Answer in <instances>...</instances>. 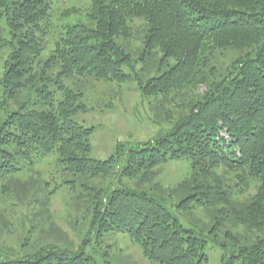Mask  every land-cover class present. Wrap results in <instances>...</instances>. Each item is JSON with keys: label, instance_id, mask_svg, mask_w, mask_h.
I'll return each mask as SVG.
<instances>
[{"label": "trees", "instance_id": "obj_1", "mask_svg": "<svg viewBox=\"0 0 264 264\" xmlns=\"http://www.w3.org/2000/svg\"><path fill=\"white\" fill-rule=\"evenodd\" d=\"M57 4L0 0L13 38L2 80L6 98L17 100L26 89L37 98L34 107L20 104L0 122V192L15 185L18 192L22 167L55 154L63 171L99 180L84 184L79 197L92 219L78 247L48 243L17 259L0 254V264H112L85 250L112 230L128 232L142 254L160 264H208L206 245L220 243L227 223L245 231L224 230L222 244L233 253L223 264H264L258 235L264 234V0H92L85 19L62 27ZM81 12L71 7L60 16ZM138 19L145 27L142 47L128 49L138 39ZM49 43L53 48L43 58ZM69 77L118 85L136 80L158 110L167 104L173 125L138 147L119 145L123 160L92 158L95 128L74 119L90 107L81 88L62 82ZM181 158L191 168L172 190L181 199L177 207L222 205L208 238L186 228L164 199L123 182L140 175L148 180L159 166ZM255 180L261 182L249 198L231 197L233 187L244 194ZM27 239L17 237L22 246Z\"/></svg>", "mask_w": 264, "mask_h": 264}, {"label": "rangeland", "instance_id": "obj_2", "mask_svg": "<svg viewBox=\"0 0 264 264\" xmlns=\"http://www.w3.org/2000/svg\"><path fill=\"white\" fill-rule=\"evenodd\" d=\"M92 0H57L59 7L58 25L60 27L75 24L79 19H85ZM71 7H79L81 14L60 16L61 11ZM138 39L130 42V48L142 47V39L145 34L144 22L137 20ZM12 33L6 14L0 16V122L8 114L16 110L20 104L36 103L31 90H23L17 100L6 98L4 84L2 83L6 63L12 52ZM50 42L52 39L50 38ZM53 48L49 43L43 52V58H47ZM142 62L137 63V69L142 73ZM154 68V67H153ZM168 69L162 66V71ZM161 71V72H162ZM159 72L157 73V75ZM142 78H146L141 74ZM79 78H64L63 83L72 88H81L84 92V101L90 107L89 111H80L74 119L82 125L94 127L92 136L91 157L107 160L117 157L123 160L125 154L119 153V145L124 150L138 147L141 143L161 137L173 125L167 118L166 104L161 110L155 106L154 99L142 96L138 82L131 80L118 85L114 82L84 80ZM59 83L54 85V88ZM205 87L201 89L204 91ZM38 106V104H36ZM33 106V105H32ZM35 106V107H37ZM34 107V106H33ZM39 107V106H38ZM25 163L23 160L22 165ZM56 155L51 154L41 160L34 168L22 167L17 174L21 187L15 192L13 187L10 192H0V246L4 257L17 259L20 255L33 252L48 243L66 247H78L87 236L92 216L85 208L80 207L84 199H79L84 184H92L99 180L80 178L71 172L63 171L57 164ZM191 161L188 158L173 159L158 167L156 174L150 175L145 181H140L142 175L135 179L123 178L124 183L140 190H147L152 196L164 199L165 204L176 216L180 218L186 228L194 229L197 235L208 238L210 229L217 223L219 217L218 208L222 205L209 207L199 205L186 212L177 207L180 196L173 193V189L188 175ZM226 174L224 171H219ZM119 177L116 178V181ZM159 182L160 186L156 185ZM261 181L255 180L249 190L244 194L235 191L231 197L235 200H246L254 194ZM104 180V184H107ZM57 185H61L54 189ZM1 189V188H0ZM172 191L173 197H169ZM185 194V193H184ZM34 226V228H32ZM36 226V227H35ZM231 228L234 231L244 232V227H234L227 223L224 230ZM34 229V230H32ZM237 229V230H235ZM29 230V232H28ZM224 230L219 231L220 243L208 242L206 252L209 255L208 264H223L225 259L232 255V247L223 245ZM18 235L27 240L22 246L17 240ZM258 235L264 237V234ZM88 255L97 261H108L112 264H160L150 260L142 254L140 246L135 243L128 232L112 230L97 240L88 243L85 248ZM239 264H243L239 262Z\"/></svg>", "mask_w": 264, "mask_h": 264}]
</instances>
